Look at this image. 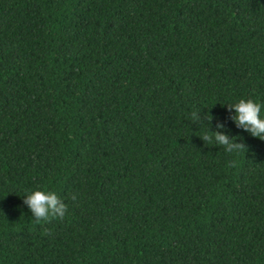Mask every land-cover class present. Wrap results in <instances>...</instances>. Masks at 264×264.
I'll return each mask as SVG.
<instances>
[{"label":"trees","instance_id":"obj_1","mask_svg":"<svg viewBox=\"0 0 264 264\" xmlns=\"http://www.w3.org/2000/svg\"><path fill=\"white\" fill-rule=\"evenodd\" d=\"M240 97L264 105V0H0V264H264ZM35 188L65 215L36 221Z\"/></svg>","mask_w":264,"mask_h":264},{"label":"clouds","instance_id":"obj_2","mask_svg":"<svg viewBox=\"0 0 264 264\" xmlns=\"http://www.w3.org/2000/svg\"><path fill=\"white\" fill-rule=\"evenodd\" d=\"M224 104L230 113L229 119L236 128L243 130L252 137L264 140V112H262L264 105L259 100L251 97H240L231 103L226 102ZM200 113L201 111L193 112L192 117L194 120L208 121V128L201 137L204 141L211 140L214 142L213 145L222 146L226 152L238 151L245 147L243 137L229 135L226 130L227 125L219 118H215L216 123L213 127L211 123L213 117L207 112L203 116ZM22 198V202L31 216L38 222L47 221L49 218H62L67 211V204L54 190L35 188L26 191ZM70 198L76 200L77 195L73 193Z\"/></svg>","mask_w":264,"mask_h":264}]
</instances>
